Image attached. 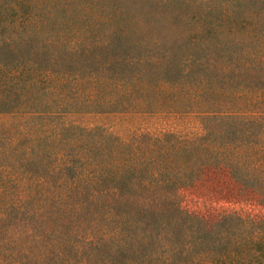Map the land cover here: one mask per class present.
I'll list each match as a JSON object with an SVG mask.
<instances>
[{
	"label": "trees",
	"instance_id": "obj_1",
	"mask_svg": "<svg viewBox=\"0 0 264 264\" xmlns=\"http://www.w3.org/2000/svg\"><path fill=\"white\" fill-rule=\"evenodd\" d=\"M208 167L264 203V0H0V264H264Z\"/></svg>",
	"mask_w": 264,
	"mask_h": 264
},
{
	"label": "rangeland",
	"instance_id": "obj_2",
	"mask_svg": "<svg viewBox=\"0 0 264 264\" xmlns=\"http://www.w3.org/2000/svg\"><path fill=\"white\" fill-rule=\"evenodd\" d=\"M80 120L87 124H97L112 123L114 118L91 114L82 116ZM165 123L155 120L150 125L169 128L170 125L180 127L182 124ZM179 195L183 210L206 218L214 219L224 212H235L246 217L264 219V203L260 196L233 179L223 168H206L195 182L181 187Z\"/></svg>",
	"mask_w": 264,
	"mask_h": 264
}]
</instances>
